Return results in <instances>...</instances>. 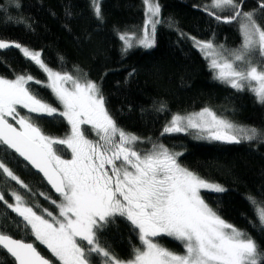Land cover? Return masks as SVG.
Masks as SVG:
<instances>
[{
  "label": "snow or ice",
  "instance_id": "1",
  "mask_svg": "<svg viewBox=\"0 0 264 264\" xmlns=\"http://www.w3.org/2000/svg\"><path fill=\"white\" fill-rule=\"evenodd\" d=\"M142 3L140 34L119 33L124 53L134 47L153 48L158 27L175 25L171 18L165 21L161 17L158 0ZM243 4L244 0H206L200 8L217 22L238 24L241 43L234 49L177 31L180 39L191 40L207 60L213 79L237 92L250 91L264 104V23L257 18L258 11L264 13V0L259 10L244 11ZM90 5L97 20H102L101 0H90ZM10 48L19 50L47 77L45 83L31 74H18L14 79L0 76V178L24 190L0 191V202L20 218L17 229L34 237L31 242L14 238L0 226V251L9 254L14 264H53L38 251L36 242L46 247L58 264H95L93 257H99L100 264H262L264 254L256 240L224 220L201 195V190L223 193L226 188L182 166V153L170 151L162 143H153L145 152L137 150L141 138L118 126L94 81L54 71L42 60L40 51L0 40V52ZM32 82L50 89L61 107L33 92ZM164 110V105L158 109ZM40 117L63 118L70 133L64 138L46 135L36 123ZM84 125L91 127L97 139L87 138ZM173 133L227 144L264 139V131L238 125L207 107L188 115H172L161 135ZM57 145L70 150L71 158H64ZM12 162H26L25 167L30 165L42 174L59 196L58 201H51L58 215L29 203L25 194L32 192L31 186L9 166ZM39 195L51 200L47 193ZM247 199L264 228V204L258 205L253 196ZM117 216L138 230L142 245L133 248L128 260L102 245L98 236ZM251 223L255 227V222ZM161 236L180 242L183 252L162 246L156 239Z\"/></svg>",
  "mask_w": 264,
  "mask_h": 264
},
{
  "label": "trees",
  "instance_id": "2",
  "mask_svg": "<svg viewBox=\"0 0 264 264\" xmlns=\"http://www.w3.org/2000/svg\"><path fill=\"white\" fill-rule=\"evenodd\" d=\"M158 2L161 17L165 21L171 18L175 25L169 28L165 23L158 27L156 44L151 49L133 48L124 53L119 39L120 32L140 33L144 21L142 0H101L102 20L93 14L90 0H0V40L19 42L40 51L42 60L54 71L69 72L97 83L119 127L144 142L162 143L168 149L178 150L182 153V166L227 189L223 193L202 191L201 195L224 220L246 230L264 254V228L247 199L253 196L258 205L264 204V139L225 144L198 140L189 134L161 135L172 115L189 114L205 107L238 125L264 131V104L258 103L250 91L237 92L213 79L207 60L191 40L180 39L177 31L178 28L198 39L214 40L217 45L234 49L241 43L238 24L209 17L200 10L206 0ZM260 2L244 0L243 10H259ZM262 17L264 13L258 11L257 18L264 23ZM18 74H31L36 80L47 81L46 74L19 50L0 52V76L14 79ZM30 88L60 108L50 89L34 82ZM161 105L165 106L164 111H158ZM36 123L54 138H64L70 130L61 117H40ZM25 165L12 162L9 166L31 186L32 192L25 194L26 199L58 215L51 201H58L59 197ZM12 188L24 192L14 182L5 184L0 178V191L7 194ZM40 192L47 193L51 200H45ZM19 220L0 202V226L6 227L14 238L34 241L29 231L17 229ZM98 236L101 244L122 260L132 258L133 248L139 242L133 238L137 237L136 231L119 218L110 221ZM164 241L172 244L164 238L160 240L164 246ZM36 246L43 256L58 264L46 247L38 242ZM93 259L100 264L99 257ZM0 264L14 261L0 251Z\"/></svg>",
  "mask_w": 264,
  "mask_h": 264
},
{
  "label": "flooded vegetation",
  "instance_id": "3",
  "mask_svg": "<svg viewBox=\"0 0 264 264\" xmlns=\"http://www.w3.org/2000/svg\"><path fill=\"white\" fill-rule=\"evenodd\" d=\"M62 119H63V118H62ZM63 120H64V119H63ZM64 121L67 123L66 120H64ZM68 126H69V125H68ZM69 128H70V126H69ZM83 128L85 129V134H86L87 138H89V139H93V140L97 139L95 133L92 131V129H91L90 126H88V125H84ZM69 133H70V130H69V132H68L67 134H69ZM67 134H66V135H67ZM66 135H65V136H66ZM143 142H144V141L141 140L139 143L136 144V148H137V150H139V151H141V152H145V151L149 150L150 147H151V144H150V143L142 144ZM142 146H143V147H142ZM61 148H62V149H60V152H61V154L63 155V157L66 158V159H70V158H71V152H70V150H68L66 147H63V146H61ZM115 218L123 219V220L128 224L129 228L133 229L132 226H131V224H130V222L126 221V219H124V218H122V217H119V216H117V217H115ZM133 230H134V229H133ZM135 231H136V236H137V237H133V238H138V235H137V231H138V230H135ZM165 237H166V236L158 237L157 240L160 241L161 239H164ZM138 241H139V240H138ZM137 247H140V248H141L140 241L138 242Z\"/></svg>",
  "mask_w": 264,
  "mask_h": 264
},
{
  "label": "rangeland",
  "instance_id": "4",
  "mask_svg": "<svg viewBox=\"0 0 264 264\" xmlns=\"http://www.w3.org/2000/svg\"><path fill=\"white\" fill-rule=\"evenodd\" d=\"M140 33H138L137 35H139ZM122 42V41H121ZM134 48H141V49H144V48H142V47H134ZM61 107V106H60ZM197 112H199V111H197ZM194 113V112H193ZM21 114H27V112H26V110H21ZM190 114V113H189ZM184 115H188V114H184ZM173 134H185V133H173ZM168 135H170V134H168ZM142 144H147V142H143ZM152 145L153 144H151V147H152ZM143 147V146H142ZM151 147H150V149H151ZM170 151H173V152H178V150H176V149H173V148H171V149H169ZM178 153H181V152H178ZM202 191H207V190H201V192ZM207 192H209V191H207ZM166 239H169L171 242H172V244L171 243H169L168 241H164V242H166V245L164 246V245H162L161 243H160V241H158L162 246H164V247H166V248H168V249H170V250H172V251H174V252H177V253H182L183 252V247H182V245H181V249H179L178 248V244H180V242H178V241H175L174 239H172L171 237H165ZM157 239V238H156ZM178 243V244H177ZM141 248H142V245H141ZM178 248V249H177ZM182 250V251H181Z\"/></svg>",
  "mask_w": 264,
  "mask_h": 264
},
{
  "label": "water",
  "instance_id": "5",
  "mask_svg": "<svg viewBox=\"0 0 264 264\" xmlns=\"http://www.w3.org/2000/svg\"><path fill=\"white\" fill-rule=\"evenodd\" d=\"M10 43H12V42H10ZM8 50H17V49H15V48H10V49H8ZM8 50H4V51H2V52L8 51ZM221 143H222V142H221ZM225 144H227V143H225ZM233 144H234V143H233ZM24 163L26 164V162H24ZM28 167H29L34 173L38 174V175L42 178V180L45 182V184H46L47 187L49 188L50 192H51L54 196L59 197L58 194L55 192V190L52 189L51 186L47 184V181L43 179L42 174H39L35 169H32L30 165H29ZM5 253H6V252H5ZM6 254H7V253H6ZM7 255H8V256L14 261V259H13L9 254H7Z\"/></svg>",
  "mask_w": 264,
  "mask_h": 264
}]
</instances>
